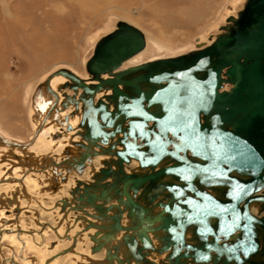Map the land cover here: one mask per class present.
<instances>
[{
  "label": "water",
  "instance_id": "water-1",
  "mask_svg": "<svg viewBox=\"0 0 264 264\" xmlns=\"http://www.w3.org/2000/svg\"><path fill=\"white\" fill-rule=\"evenodd\" d=\"M207 41L120 69L146 35L117 19L94 43L85 76L63 67L51 74L65 78L55 88L48 77L39 84L35 113L46 103L52 113L30 139L0 133V143L46 160L56 155H33L28 144L46 124L68 134L78 116L81 139L66 141L63 165L52 163L45 179L56 191L64 170L82 172L99 157L90 180L72 178L73 207L66 197L54 204L79 213L73 222H85L90 253L104 251L96 264H264V0H243ZM206 204L228 211L200 216Z\"/></svg>",
  "mask_w": 264,
  "mask_h": 264
},
{
  "label": "rangeland",
  "instance_id": "rangeland-1",
  "mask_svg": "<svg viewBox=\"0 0 264 264\" xmlns=\"http://www.w3.org/2000/svg\"><path fill=\"white\" fill-rule=\"evenodd\" d=\"M242 1L0 0V133L30 139L33 117L26 104L27 87L62 67L85 76L94 40L112 30L117 19L133 24L148 38L137 62L127 66L208 42ZM174 22L183 25L171 28ZM10 242L6 239L4 244ZM9 255L7 247H1L0 264Z\"/></svg>",
  "mask_w": 264,
  "mask_h": 264
},
{
  "label": "bare ground",
  "instance_id": "bare-ground-1",
  "mask_svg": "<svg viewBox=\"0 0 264 264\" xmlns=\"http://www.w3.org/2000/svg\"><path fill=\"white\" fill-rule=\"evenodd\" d=\"M179 25H183V23L174 22L170 25V27L178 28ZM110 31L111 30H108V32ZM98 38L94 40V43ZM146 40L148 41L147 36ZM145 48L146 46L144 49ZM142 51L129 58L125 63H123L120 69L129 66H125L126 63L129 64L130 62H137V58L142 53ZM53 72L47 75L44 79L48 77L51 87L55 88V85L58 82H62L65 78L61 75H51ZM42 81L35 82L32 87H27L25 91V98L27 100L26 104H29L30 114L33 117L32 134L35 131V127L38 125L39 120L42 119L41 115H43L44 112H46L45 116L51 115L52 113L49 109L50 104L46 103L44 104V112L36 111L37 117L34 115L33 106L38 104L37 96L40 93V90L43 91L45 89V87L41 88L39 86ZM67 91L71 92L70 89H67ZM34 95H36V97ZM32 97L34 100L33 105L31 104ZM49 99L50 98L48 97L47 101H49ZM69 111L70 109L66 111V113L69 114ZM69 119V122H71V125L74 128L69 132L71 133L69 138V133L67 134L64 132L66 130L65 127L63 128L59 126L57 127L56 125L54 126V124H46L36 134L33 142L28 144L27 149L31 152V154L33 153V155L41 156L45 153H50V155H56L53 158L42 160L38 157V159H36L34 156L29 157V154H25L18 146L0 143V152L2 149L7 151L5 152L4 158L7 164L4 162L2 165H8L6 171L7 178L5 179V185L8 188L6 192L0 195L3 198L2 207L6 209L5 214L10 215L11 219L16 220L17 224H10H12L13 228H15L16 232L25 237V240L28 242H24L26 246H28L29 249L32 248L41 255V264H96V259L103 258L104 256L103 250L94 254L90 253L89 248L91 246V242L85 235L79 234V231H82L86 227L85 222L83 220L79 221V223L73 222L79 213L70 208L67 213L63 214L60 213L58 207L54 205L57 200L61 199L62 197H66L69 201L67 207H73V200H71L72 196L69 194V190L71 186H73L72 178L76 176L81 179L90 180V175L95 173L93 172V169L94 166L98 164L97 162L99 157H96L92 166L86 167L82 172L72 170L71 172L67 173L64 170L63 173L66 174L67 180L65 183L60 185L56 191L50 190V183L45 179L52 176L53 174L51 169L54 167V165L52 163L57 164L62 162L60 161V154L65 148L66 144H69L66 141H77L81 139V135L76 132L78 116L74 115L72 119ZM56 131H61V135L59 134V137L52 135ZM24 158L27 160H24ZM50 159H54V161ZM18 160L21 161V163H19L21 166H12L15 165V163L17 164ZM60 165H63V163H60ZM129 167L132 169L135 168L134 164H130ZM13 175H15L16 178ZM6 198H10V200ZM16 208L17 210H14ZM67 227L71 228L68 231V234H70L71 237L69 240H66L64 236ZM106 263L117 264L114 260L110 262L107 261Z\"/></svg>",
  "mask_w": 264,
  "mask_h": 264
},
{
  "label": "flooded vegetation",
  "instance_id": "flooded-vegetation-1",
  "mask_svg": "<svg viewBox=\"0 0 264 264\" xmlns=\"http://www.w3.org/2000/svg\"><path fill=\"white\" fill-rule=\"evenodd\" d=\"M2 134V133H1ZM4 135V134H2ZM8 137L7 135H4ZM1 149V148H0ZM5 150L2 149L0 152V195L7 190V186L5 185V179L7 178L6 171L8 165H2V163L7 164L4 160L5 158ZM3 169V171H1ZM15 178L16 176L13 175ZM0 199L3 200V198L0 196ZM10 200V198H6ZM0 248L3 246H6L9 250V257H2L3 263L6 264H36L38 260L41 264V259L36 255V251H34L32 248L29 249L28 246H26L25 243H28L27 240H25V237L21 235L20 233L15 231V228H13L12 224H3V220H10L11 216L8 214H5L6 209L2 207V201L0 200ZM8 239L11 241L9 244H4V241ZM25 242V243H24ZM31 252L30 255L25 254L26 252ZM17 254V255H16ZM15 258V259H14ZM2 263V264H3Z\"/></svg>",
  "mask_w": 264,
  "mask_h": 264
},
{
  "label": "snow or ice",
  "instance_id": "snow-or-ice-1",
  "mask_svg": "<svg viewBox=\"0 0 264 264\" xmlns=\"http://www.w3.org/2000/svg\"><path fill=\"white\" fill-rule=\"evenodd\" d=\"M182 131H185L186 136L189 139H192V138H196L197 137V133L192 128H190V127H186L184 129H182ZM234 151L236 152V156H243L244 155V153L242 152V150H240L238 148H235ZM236 156H231V157H228V158L229 159H232V160H235L236 159ZM214 175L220 176V175H223V173L218 171V172L214 173ZM227 211H228V209L223 208V207H221L219 205H214L213 206V205H210V204H206V205H204L202 207H200V206L197 207V212L200 214V216L215 215L218 212H227Z\"/></svg>",
  "mask_w": 264,
  "mask_h": 264
},
{
  "label": "crops",
  "instance_id": "crops-1",
  "mask_svg": "<svg viewBox=\"0 0 264 264\" xmlns=\"http://www.w3.org/2000/svg\"><path fill=\"white\" fill-rule=\"evenodd\" d=\"M52 135H55V133H53ZM59 137V136H58ZM14 166V165H13ZM38 200V199H37Z\"/></svg>",
  "mask_w": 264,
  "mask_h": 264
}]
</instances>
